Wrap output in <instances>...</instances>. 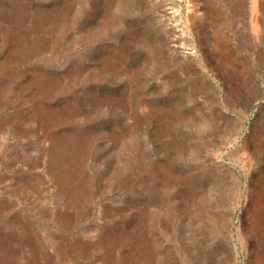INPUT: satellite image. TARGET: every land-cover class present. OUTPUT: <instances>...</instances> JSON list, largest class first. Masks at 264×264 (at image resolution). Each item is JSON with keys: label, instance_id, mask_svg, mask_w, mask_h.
Here are the masks:
<instances>
[{"label": "rangeland", "instance_id": "374dc122", "mask_svg": "<svg viewBox=\"0 0 264 264\" xmlns=\"http://www.w3.org/2000/svg\"><path fill=\"white\" fill-rule=\"evenodd\" d=\"M263 197L264 0H0V264H264Z\"/></svg>", "mask_w": 264, "mask_h": 264}, {"label": "bare ground", "instance_id": "6f19581e", "mask_svg": "<svg viewBox=\"0 0 264 264\" xmlns=\"http://www.w3.org/2000/svg\"><path fill=\"white\" fill-rule=\"evenodd\" d=\"M178 53H179V52H178ZM261 195H262V194H261ZM255 198H256V197H255ZM259 198H260V197H259ZM263 198H264V197H263ZM263 198H262V199H263ZM254 200H255V199H254ZM258 202H259V201H258ZM263 203H264V202H263ZM254 206H255V205H254ZM263 227H264V226H263ZM262 251H263V250H262Z\"/></svg>", "mask_w": 264, "mask_h": 264}]
</instances>
